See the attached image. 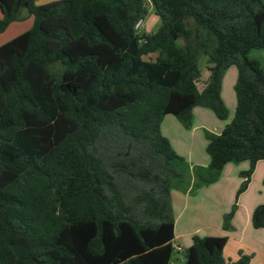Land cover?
<instances>
[{
    "label": "trees",
    "instance_id": "obj_1",
    "mask_svg": "<svg viewBox=\"0 0 264 264\" xmlns=\"http://www.w3.org/2000/svg\"><path fill=\"white\" fill-rule=\"evenodd\" d=\"M150 1L162 24L139 36L145 0H0V34L33 18L0 46V264H173L181 157L161 124L191 126L196 107L226 120L231 67L237 106L206 132L205 181L249 162L239 196L264 161V67L248 58L264 49V0ZM252 226L264 228V204ZM227 242L195 236L185 264H250L227 259Z\"/></svg>",
    "mask_w": 264,
    "mask_h": 264
},
{
    "label": "crops",
    "instance_id": "obj_2",
    "mask_svg": "<svg viewBox=\"0 0 264 264\" xmlns=\"http://www.w3.org/2000/svg\"><path fill=\"white\" fill-rule=\"evenodd\" d=\"M1 18L2 13L0 14V20ZM17 22H13L10 26ZM28 29L30 30L31 28L29 27ZM233 74V76H236L234 71ZM225 76L223 77L222 84L224 83ZM223 101L227 106L224 99ZM199 116L202 118V121L199 120ZM173 117L175 116H165L166 120H172ZM233 117L229 122H225L221 126L210 109L205 107H196L193 109L191 124L193 128L188 132L194 135L201 134L200 136L204 138L206 143L204 144L203 151L200 150L201 152H199L197 160H195L193 152H189V161H191L190 168L195 165L203 169L208 168L210 156L206 150L208 142L205 132L220 134L226 125L232 121ZM172 121L175 122L174 119ZM176 124L179 129H182L178 122ZM249 169V162H241L238 164L229 163L224 166L214 183L210 184L206 189L200 190L197 197L189 196L181 210H176L172 202L173 211L175 212L174 239L172 245L175 250L184 252L189 249L193 244V238L195 236L226 237L228 242L224 248V255L227 259L236 261L243 254L252 257L250 264H264V228L255 229L252 226L254 210L257 206L264 204V161L256 164L247 189L239 195L236 203L237 209L230 221L229 228L227 230L224 228V216L229 213L230 205L235 202V195L245 179L242 173L248 172ZM210 192L211 197L209 196ZM225 197L227 198L226 207L224 206Z\"/></svg>",
    "mask_w": 264,
    "mask_h": 264
},
{
    "label": "rangeland",
    "instance_id": "obj_3",
    "mask_svg": "<svg viewBox=\"0 0 264 264\" xmlns=\"http://www.w3.org/2000/svg\"><path fill=\"white\" fill-rule=\"evenodd\" d=\"M52 1H57V0H35V3L36 5H43L48 2H52ZM145 4L148 9V15L144 21L138 24L137 32L139 36H142L144 34H151V35L155 34L159 30L162 24L160 18L157 16L155 12L154 7L152 6L151 1L145 0ZM22 17L24 18L22 21L14 23L12 26H10V28H8L7 30H5L3 33L0 34V46L5 44L6 42H9L15 39L17 36H20L23 33L27 32L29 30L28 29L29 27L31 28L33 20L32 18H30L26 10L23 11ZM190 26L193 27V24H190ZM179 45H182V42H179ZM155 58H156V55H150V56L144 57L145 60H154ZM248 58L250 60L259 62L261 66L264 67V49L251 51L248 55ZM206 61H207L206 57L201 55V57L199 58V63L201 65V69L203 70V75L205 78L207 77V73L205 71ZM233 71L234 73H236V76H233L234 75ZM225 75H224L225 76L224 83L222 84L221 97L222 99L225 100L227 104L226 107L228 110V115H227L226 120H219L217 116L214 114V112L211 110L213 113V116L215 117V119L221 126L225 122H229V120H231V118L234 116V111L237 105V99H236V93H235V86L238 81L237 68L236 67L229 68L226 71ZM173 119L176 123L177 122L179 123L182 129L178 128L177 124L172 121ZM173 119L166 120V118L164 117L163 119L164 122L162 121L163 123L161 126H162V134L171 141L172 148L177 153V155L181 157V160L175 161L172 164V166H174L175 169L180 173L181 177L172 179L171 193H170L171 202L174 203L175 209L179 211L183 208V205L189 196L197 197L200 190L206 189L208 186H210V184L214 182L207 183L205 181V180H208L207 179L208 175L206 174V171L202 170V167L195 165L190 168L191 161H189V158H190L189 152H193V156L195 160H197L199 157L198 154L199 152H201L200 150L203 151V147L205 146L204 144L206 143L204 141V138L201 137L200 136L201 134L199 133L196 135L189 133L188 131L192 130L193 128L192 126H188V127L185 126L176 117H173ZM199 120L202 121V118L200 116H199ZM237 195H238V192L235 195V202L232 203V205H230L229 213H227L226 215L233 213V216H234L236 209H237L236 203L239 198V196ZM204 196L202 197L204 198ZM209 196L211 197V192ZM226 200L227 198L225 197L224 198L225 207L227 206ZM173 214L175 215L174 211H173ZM185 252L186 250L184 252L175 250L172 256V263L173 264H185V261H186Z\"/></svg>",
    "mask_w": 264,
    "mask_h": 264
},
{
    "label": "water",
    "instance_id": "obj_4",
    "mask_svg": "<svg viewBox=\"0 0 264 264\" xmlns=\"http://www.w3.org/2000/svg\"><path fill=\"white\" fill-rule=\"evenodd\" d=\"M69 90H70V88L68 86H66V85L61 87V91L62 92H67ZM73 94H75V92H73Z\"/></svg>",
    "mask_w": 264,
    "mask_h": 264
},
{
    "label": "built area",
    "instance_id": "obj_5",
    "mask_svg": "<svg viewBox=\"0 0 264 264\" xmlns=\"http://www.w3.org/2000/svg\"><path fill=\"white\" fill-rule=\"evenodd\" d=\"M137 27H138V25H137Z\"/></svg>",
    "mask_w": 264,
    "mask_h": 264
}]
</instances>
